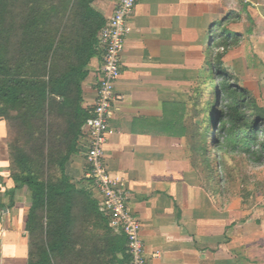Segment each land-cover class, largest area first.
<instances>
[{
  "label": "crops",
  "instance_id": "0c3cea01",
  "mask_svg": "<svg viewBox=\"0 0 264 264\" xmlns=\"http://www.w3.org/2000/svg\"><path fill=\"white\" fill-rule=\"evenodd\" d=\"M118 1L96 0L94 6L107 19ZM263 2L140 0L130 18L118 99L111 109L114 133L104 153L111 173L124 179L129 209L141 221L147 264H264V190L244 199L238 189H224L222 178L217 185L188 138V70L209 65L206 41L216 28L260 29L264 14L257 6ZM233 51L224 54L223 65L231 64ZM100 64V57L92 59L83 83L82 105L90 116ZM247 66L252 88L240 67L235 78L264 107V56ZM12 131V123L0 118V264H29L33 198L12 176ZM88 143L85 125L78 151L66 165L69 182L89 198L81 196L74 208L75 239L98 241L107 264H128L127 237L100 210V195L88 176Z\"/></svg>",
  "mask_w": 264,
  "mask_h": 264
},
{
  "label": "trees",
  "instance_id": "16d2710c",
  "mask_svg": "<svg viewBox=\"0 0 264 264\" xmlns=\"http://www.w3.org/2000/svg\"><path fill=\"white\" fill-rule=\"evenodd\" d=\"M95 1L0 0V118L13 125L12 176L32 192L29 264H107L98 241L75 239L74 208L81 196L89 198L66 173L90 117L82 105L83 83L92 59L101 58L99 35L107 19ZM226 31L222 41H206L209 67L225 76L213 100L225 92L217 143L226 153L262 164L264 107L232 85L224 54H213L241 42V33Z\"/></svg>",
  "mask_w": 264,
  "mask_h": 264
},
{
  "label": "rangeland",
  "instance_id": "374dc122",
  "mask_svg": "<svg viewBox=\"0 0 264 264\" xmlns=\"http://www.w3.org/2000/svg\"><path fill=\"white\" fill-rule=\"evenodd\" d=\"M261 1L263 2V0ZM257 8L260 10V15L263 16L264 2L261 5L258 4ZM251 21L255 24L253 19ZM251 28L254 30L252 25ZM245 29V31H241V42L227 49L214 48L213 54L230 53L229 51L235 49L230 54L232 56L231 59H233L231 64L226 63L223 68L233 77H237L235 74L240 70L241 74H246L245 80H247V64L252 65L259 58L263 60L264 24L262 23L260 29L258 28L256 32L247 30L248 25ZM224 35L225 33H223L222 29L216 28L213 31L215 41H222ZM210 42L211 40L209 39L208 44H206V50H209ZM238 67H240L239 70L236 69ZM221 73L220 69L209 67L206 64L203 67L188 70V138L195 148L201 150L209 170L217 179V185L219 184V178H222L224 189L228 187L238 189L244 199H248V193L264 190V162L257 164L252 162L245 154L226 153L217 143L222 129L219 113L227 102L225 92L222 91H220L219 96L213 102L216 96L215 89L220 88L221 81L225 78ZM231 82L236 87H245L241 86L238 78ZM249 83L248 81L247 87H251ZM252 83L255 84V82ZM245 89L248 91L249 97L256 98L254 92H250L248 88ZM254 89L257 90L256 88ZM213 113L218 116H216L214 121ZM262 127L264 129V123Z\"/></svg>",
  "mask_w": 264,
  "mask_h": 264
},
{
  "label": "built area",
  "instance_id": "2783aa9c",
  "mask_svg": "<svg viewBox=\"0 0 264 264\" xmlns=\"http://www.w3.org/2000/svg\"><path fill=\"white\" fill-rule=\"evenodd\" d=\"M140 0H119L114 13L107 18L100 38L101 64L97 98L91 116L86 122L89 143L88 176L100 195V210L111 215L127 237L128 264H147L140 219L129 209L125 181L114 175L105 160L104 145L114 130L110 124L111 109L118 99L116 84L120 79L122 54L130 32V18Z\"/></svg>",
  "mask_w": 264,
  "mask_h": 264
}]
</instances>
